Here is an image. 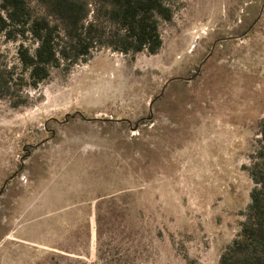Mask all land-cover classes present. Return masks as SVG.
Instances as JSON below:
<instances>
[{
  "label": "rangeland",
  "instance_id": "rangeland-1",
  "mask_svg": "<svg viewBox=\"0 0 264 264\" xmlns=\"http://www.w3.org/2000/svg\"><path fill=\"white\" fill-rule=\"evenodd\" d=\"M169 2L155 53L95 48L0 97V264H217L236 236L264 0ZM17 44L0 36L1 62Z\"/></svg>",
  "mask_w": 264,
  "mask_h": 264
},
{
  "label": "trees",
  "instance_id": "trees-1",
  "mask_svg": "<svg viewBox=\"0 0 264 264\" xmlns=\"http://www.w3.org/2000/svg\"><path fill=\"white\" fill-rule=\"evenodd\" d=\"M169 1L0 0V36L18 41L17 63L0 61V97L13 98L15 91L37 86L52 68L67 69L95 48L155 53L162 42L159 20L172 16ZM17 101L13 99V105ZM259 134L247 167L254 183L250 200L217 264H264V117Z\"/></svg>",
  "mask_w": 264,
  "mask_h": 264
}]
</instances>
